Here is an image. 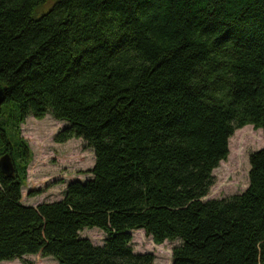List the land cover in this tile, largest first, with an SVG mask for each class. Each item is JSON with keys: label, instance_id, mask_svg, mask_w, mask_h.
<instances>
[{"label": "trees", "instance_id": "trees-1", "mask_svg": "<svg viewBox=\"0 0 264 264\" xmlns=\"http://www.w3.org/2000/svg\"><path fill=\"white\" fill-rule=\"evenodd\" d=\"M0 87V262L153 264L130 246L142 230L179 242L172 264H264V145L245 191L203 201L234 132L264 140V0H0ZM48 115L94 165L28 206L20 127ZM94 228L102 245L80 236Z\"/></svg>", "mask_w": 264, "mask_h": 264}, {"label": "rangeland", "instance_id": "rangeland-1", "mask_svg": "<svg viewBox=\"0 0 264 264\" xmlns=\"http://www.w3.org/2000/svg\"><path fill=\"white\" fill-rule=\"evenodd\" d=\"M49 4L41 11L46 10ZM65 126L51 116L42 120L28 117L21 125V135L32 151V161L27 168V180L22 188V203L37 206L43 202L58 201L70 182H83L91 177L88 173L94 165L93 150L81 139L66 143L54 142V136ZM264 140L261 130L248 125L234 132L228 142L226 160L212 172L214 183L203 201L223 199L245 191L248 186L249 156L261 149ZM130 246L134 254L148 253L154 256L153 264H172V249L178 241H165L161 245L153 243L142 230L131 231ZM94 245H102L106 239L98 229H84L80 232ZM24 259L31 264H57L52 257L40 254L28 255ZM0 264H22L18 260Z\"/></svg>", "mask_w": 264, "mask_h": 264}, {"label": "water", "instance_id": "water-1", "mask_svg": "<svg viewBox=\"0 0 264 264\" xmlns=\"http://www.w3.org/2000/svg\"><path fill=\"white\" fill-rule=\"evenodd\" d=\"M4 102V91L0 87V106ZM0 170L3 175L11 176L14 173L13 163L9 155H4L0 158Z\"/></svg>", "mask_w": 264, "mask_h": 264}, {"label": "bare ground", "instance_id": "bare-ground-1", "mask_svg": "<svg viewBox=\"0 0 264 264\" xmlns=\"http://www.w3.org/2000/svg\"><path fill=\"white\" fill-rule=\"evenodd\" d=\"M3 91H5V89L3 88ZM5 96V95H4Z\"/></svg>", "mask_w": 264, "mask_h": 264}]
</instances>
